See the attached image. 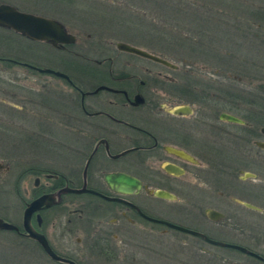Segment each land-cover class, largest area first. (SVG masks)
Masks as SVG:
<instances>
[{"label": "flooded vegetation", "instance_id": "af4514ba", "mask_svg": "<svg viewBox=\"0 0 264 264\" xmlns=\"http://www.w3.org/2000/svg\"><path fill=\"white\" fill-rule=\"evenodd\" d=\"M94 2L0 0V9L5 8L0 10V20H10L16 14L53 20L72 40L53 45L0 25L8 36L22 38L35 48L28 51L29 62L13 55H0V62L7 67L30 64L67 76L45 73L50 77L43 84L46 93L22 96L21 104L14 106L18 116L33 120L28 133L34 137L27 145L35 157L26 164L15 159L12 192L22 210L14 216L9 205L3 204L7 207L0 220L15 228H0V232L28 241V246L55 264H70L49 257L24 227L27 204L51 195L57 203L41 205L29 223L57 255L75 264H264V244L257 239H249L254 246L239 242V186L236 195L228 196L229 202L212 198V182L219 180L221 189L227 191L225 184L234 176L232 170L237 171L238 179L248 177L243 173L256 178L253 172L239 170V148L244 139L258 148L257 152L264 151V126L258 127L263 121L254 125L253 116L239 113V64L219 58L225 60L224 65L212 72L208 65L201 75L195 68H186L194 65L192 61L185 68L171 61L174 68L153 61L172 69L174 75L146 68L128 72L120 53L140 56L119 49L117 44L114 51L94 41L96 33L90 26L101 17L96 14L101 8ZM108 9L103 6L101 11ZM78 41L81 49L70 48ZM229 65L237 68L232 77L238 84L236 107L234 111H217L226 99H221L224 88L216 86L229 77ZM100 86L106 88L95 92ZM224 114L243 123L230 121ZM229 140L235 141V154L230 152ZM253 160L264 163V159ZM110 174L131 177L139 187L130 192L115 190L106 181ZM65 188L86 191H63ZM158 190L174 198L157 197L154 192ZM244 204L241 202L246 209L262 213L259 206L251 204L257 210ZM230 245H241L257 255Z\"/></svg>", "mask_w": 264, "mask_h": 264}, {"label": "rangeland", "instance_id": "374dc122", "mask_svg": "<svg viewBox=\"0 0 264 264\" xmlns=\"http://www.w3.org/2000/svg\"><path fill=\"white\" fill-rule=\"evenodd\" d=\"M105 1V4L102 0L94 2V5H99L101 9L103 6L109 8V11L104 13L101 9H97L96 14L101 17L93 27L90 26V30L96 33L94 41L113 48L114 51L118 42H126L162 56L180 68L191 65L190 61H192L194 65L186 68L189 70L195 68L201 75L205 74L208 65L210 72L211 69L221 66L225 60L219 58L225 57L227 62L239 64L238 74L242 76V81L239 82L240 99L238 98L240 115L253 116L254 125L257 120H262L258 127L264 126V22L251 17L254 15L248 14L247 18L239 17L246 14L243 7L255 10L259 8L264 12V0H114L113 3L109 0ZM248 18L251 20L247 21ZM216 24L219 30L214 33L210 31V27L212 29ZM200 36L202 38H199ZM212 36L218 39L213 42L208 41ZM10 37L0 30V55L4 57L13 55L29 62L28 51L35 49L31 46L32 43L29 44L22 38ZM183 37L191 39V42L186 40L187 45L181 48L180 42L184 40ZM196 39L209 42L208 48L199 50ZM80 41L84 44L83 39ZM193 41L196 44L190 46ZM79 45L78 41L70 48L78 49ZM86 45L85 43L83 46ZM120 58L127 63V67L129 66L128 72L146 68L152 72L161 71L163 75L171 77L174 75L172 69L143 57L120 53ZM183 59H186V62ZM226 67L229 69L227 72L229 77L222 78L218 84L214 82L215 85L217 84L216 87L224 88V97L221 99L222 101L226 99L225 106H218L217 111L225 109L234 111L236 107L238 84L232 77L236 73L234 69L237 68L233 65ZM144 76L145 73L140 75L141 78ZM211 78L217 81L220 79L216 76ZM49 79V75L31 68L18 65L7 67L0 62V164L2 165L0 186L2 183L6 185L4 189L0 187V214L6 212V205H9V211H12L14 216L22 210L21 203L14 202L11 181L13 165L15 159L26 164L35 157L32 156L34 154L27 145L28 140L34 137L28 133L33 127V120L27 115L25 118L18 116L14 106L21 104L22 96L45 94L46 88L43 84ZM20 127L23 129L18 130ZM243 132L246 133L245 130ZM249 143V140L244 139V146L239 148V170L253 172L256 178L240 179L239 177L238 179L237 171L232 170L234 176L228 178V183L225 184L227 191L221 189L219 180L212 182V198L222 197L229 202L228 196L236 195L239 186V242L254 246L249 239H253L252 241L257 239L260 244H264L260 242L264 240V163H255L253 159H264V151L257 152L259 149ZM229 144H232L230 152L235 154V146H233L235 141L229 140ZM251 153L254 157L248 156ZM217 191L223 195H219L220 192ZM241 202L259 206L263 214L246 209ZM3 204H6L5 208ZM210 204L217 206L214 203ZM180 239L190 238L180 236ZM26 243L28 241L20 240L11 233L0 232V264H55Z\"/></svg>", "mask_w": 264, "mask_h": 264}, {"label": "water", "instance_id": "95a60500", "mask_svg": "<svg viewBox=\"0 0 264 264\" xmlns=\"http://www.w3.org/2000/svg\"><path fill=\"white\" fill-rule=\"evenodd\" d=\"M5 8H1L0 10H4ZM0 25L2 26H7V27H11L13 29H15L16 31L20 32L22 35H25L26 37L30 38V39H38V40H45L48 42H51L53 45H56L57 42H71V36L66 33L64 31V29L62 28V26L53 20H45V19H40L38 17H33L30 15H22V14H16L14 15V17L10 20H0ZM117 47L123 51H127L133 54H136L138 56H141L143 58L146 59H150L152 61L161 63L167 67L170 68H174L175 65L173 63H171L170 61L166 60L163 57H160L158 55H155L151 52H148L144 49H141L139 47L136 46H132L129 45L127 43L124 42H118L117 43ZM26 67L32 68L36 71H38L39 73H54L55 75H60V76H64L67 77L65 74L60 73L58 71H53L47 68H40V67H36L30 64H24ZM106 88L105 86H100L98 88H96L95 92H97L98 90L104 89ZM178 111H182V110H178ZM223 117H225L226 119L230 120V121H234V122H239V123H243V121L235 116L232 115H227L224 114L222 115ZM262 131H264V128H262ZM179 155H183L182 153L176 152ZM245 175V177H254V174L251 173H243ZM106 181L108 183L109 186H111L113 189L118 190L120 192H130L132 188H137L139 187V183L128 176L125 175H107L106 176ZM63 191H71V192H82V191H86V189L82 188V189H70V188H65L63 189ZM89 191V190H88ZM154 195L157 197H161V198H166V199H173L174 196L171 195L170 193H168L167 191L164 190H158L154 192ZM50 203H57V201H55L51 195H43L40 198L33 200L32 202L28 203L25 211H24V227L25 229L28 231L29 235L31 237H34L43 247L44 251L47 253V255L49 257H51L53 260L55 261H63V262H68L70 264H75L74 262L63 258L59 255H57L52 249L51 247L48 245L46 239L40 235L39 233H37L36 231L33 230V228L30 225V216L31 214L40 208L41 205L45 204L46 206H49ZM245 206H248L250 208L253 209H257L259 210V208H257L256 206H253L251 204H244ZM178 229L183 230L185 232L188 233H192L195 235H200L203 236V234L199 233V232H195L192 230H188L182 227H178L176 226ZM0 228H7V229H11V228H15L12 224L2 221L0 220ZM205 239H207L208 241H211L215 244H222V245H228V244H224L218 241H212L209 240L207 237H205ZM232 247H235L237 249H239V251L243 252V253H247L250 255H257L249 250H247L245 247L241 246V245H230Z\"/></svg>", "mask_w": 264, "mask_h": 264}, {"label": "trees", "instance_id": "16d2710c", "mask_svg": "<svg viewBox=\"0 0 264 264\" xmlns=\"http://www.w3.org/2000/svg\"><path fill=\"white\" fill-rule=\"evenodd\" d=\"M243 9H244V12H246V14H244V15H242V16H239V17H241V18H247V17H249L250 15H254V16H251L252 18H258L259 20H260V22H264V12L263 11H261V10H259V8L258 9H253V8H244L243 7ZM187 10V9H186ZM240 12H241V14H243V11L240 9ZM248 14H249V16H248ZM241 20V19H240ZM249 20H251L250 18H248L247 19V21H249ZM198 28H200L199 26H198ZM218 30H219V26H218V24H216L215 26H213L212 27V29H211V27H210V31H212V32H214V33H216V32H218ZM245 31V30H244ZM207 32V31H206ZM230 34V33H229ZM228 34V35H229ZM184 38V40H181V42H180V46H181V48H183L184 46H186L187 45V41H190L191 42V39H189V38H187V37H183ZM199 38H202L201 36L199 37ZM198 38V39H199ZM205 38V37H204ZM198 39H196L197 41V45H198V49L200 50V49H202V50H205V48H208L207 46H208V43L209 42H207L206 43V40H202V39H200V40H198ZM215 39H218L217 37H215V36H212L211 37V39H208V41H216ZM221 39V38H220ZM187 40V41H186ZM193 44H196L194 41H193V43L192 44H190V46H193ZM193 48V47H192ZM197 50V49H196ZM199 50H197V51H199ZM209 52H211V51H209Z\"/></svg>", "mask_w": 264, "mask_h": 264}]
</instances>
